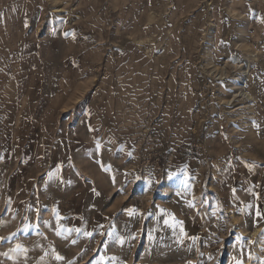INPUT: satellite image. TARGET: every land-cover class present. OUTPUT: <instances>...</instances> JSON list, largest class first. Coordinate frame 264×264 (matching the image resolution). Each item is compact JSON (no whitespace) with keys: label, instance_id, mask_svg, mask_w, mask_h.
Masks as SVG:
<instances>
[{"label":"rangeland","instance_id":"rangeland-1","mask_svg":"<svg viewBox=\"0 0 264 264\" xmlns=\"http://www.w3.org/2000/svg\"><path fill=\"white\" fill-rule=\"evenodd\" d=\"M0 264H264V0H0Z\"/></svg>","mask_w":264,"mask_h":264},{"label":"snow or ice","instance_id":"snow-or-ice-1","mask_svg":"<svg viewBox=\"0 0 264 264\" xmlns=\"http://www.w3.org/2000/svg\"><path fill=\"white\" fill-rule=\"evenodd\" d=\"M88 235H91V233H88ZM19 247H20V246L18 245L17 248H19ZM57 258L59 259L60 257H57Z\"/></svg>","mask_w":264,"mask_h":264},{"label":"crops","instance_id":"crops-1","mask_svg":"<svg viewBox=\"0 0 264 264\" xmlns=\"http://www.w3.org/2000/svg\"><path fill=\"white\" fill-rule=\"evenodd\" d=\"M160 59H162V58H160Z\"/></svg>","mask_w":264,"mask_h":264}]
</instances>
